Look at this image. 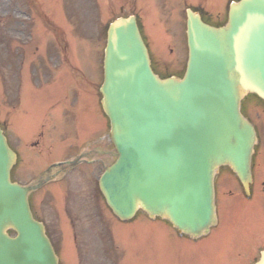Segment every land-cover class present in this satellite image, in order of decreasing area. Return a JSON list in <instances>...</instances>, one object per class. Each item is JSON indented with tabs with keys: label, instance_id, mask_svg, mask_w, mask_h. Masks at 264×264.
<instances>
[{
	"label": "water",
	"instance_id": "obj_1",
	"mask_svg": "<svg viewBox=\"0 0 264 264\" xmlns=\"http://www.w3.org/2000/svg\"><path fill=\"white\" fill-rule=\"evenodd\" d=\"M187 44L184 78L160 80L135 18L109 25L100 93L116 161L100 189L120 219L141 209L198 237L215 222L217 168L228 165L246 190L250 182L255 133L239 101L248 92L264 100V0L232 3L219 29L188 13ZM14 159L0 130V264H57L42 224L29 211L27 195L36 187L9 180ZM257 264H264V253Z\"/></svg>",
	"mask_w": 264,
	"mask_h": 264
},
{
	"label": "rangeland",
	"instance_id": "obj_2",
	"mask_svg": "<svg viewBox=\"0 0 264 264\" xmlns=\"http://www.w3.org/2000/svg\"><path fill=\"white\" fill-rule=\"evenodd\" d=\"M202 1L0 0V127L5 129L10 144L13 143L12 146L14 148L17 146L15 129L20 133L19 146H25V139H33L38 135L41 122L45 128L47 126L49 128V121L52 118H58L59 114L62 113L63 118H67L69 112L64 106H62V111L57 106L44 112V101L48 98L47 94H51L48 98L50 102L48 108L50 109L52 104L57 105L63 99H66L69 94L75 99H77V95L80 96L78 98L80 100L81 95L86 89L85 85L79 82L91 83L95 89L101 85L106 29L108 24L119 16L137 15L139 29L149 51L153 69L161 77L171 75L181 76L187 59L185 10L192 9L197 11L203 19H206L207 23H213L218 26L226 22V11L230 1L236 0ZM55 29L61 31L62 36H55ZM66 44L68 47V58H65L64 55L66 54ZM61 45H65L64 49L61 48ZM68 59H71V64ZM36 70H38V73H34ZM71 74L80 77V81L69 85V83L75 80V78H70L69 75ZM38 77H40L38 83L41 84L42 81L45 87L42 90L48 91L39 94V96L35 92L40 90L37 89L36 84H33V82H37ZM59 82L61 84H56ZM22 83L23 86L28 88L25 92L26 109L22 115L20 113L17 114V112L12 114L11 109L13 107L16 108L17 105L18 85H22ZM65 84L68 86L67 90L62 92L61 99H55L59 97L60 90L66 86ZM71 87L75 90H71ZM20 97L22 100L24 99V96ZM72 101L71 99V103ZM242 110L246 117L253 122L258 133L259 142L255 148V155L261 152L264 154V104L260 100L258 101L256 97L248 96L244 99ZM11 114L12 121L10 122ZM77 115L80 117L82 125L90 127L92 125V118H94L95 124L99 121V128H106V118L100 106L98 111V104L93 112L91 105L85 110L81 100V108L77 111ZM81 124H77V130L83 128ZM36 150L37 154L35 156L38 157L42 152L38 149ZM22 161L19 166H21ZM25 163L30 165L29 161H25ZM257 164L258 162L254 160L253 165L255 168H257ZM15 168L12 172V179L17 182L27 183L34 175L27 173L28 170L21 172L20 167L19 170L18 167ZM258 170L261 171V168ZM262 173L261 176L264 177V171ZM221 175L226 178L227 182L232 181L233 175L228 170H222L218 178ZM232 185L235 188L233 191L237 193V184L233 182ZM224 186L221 181H218L216 185V202L218 206H220V200L225 202V196L220 194ZM60 192L61 197L58 202L56 201V195H54V198H49L47 192L43 191H38L32 195L30 200L34 205V213L45 223L50 238L58 246H60V242L65 238V243H61L60 250V260L62 263L76 264L77 259L73 252V242L70 237L71 234L73 237V233L70 234L71 229L69 230L63 223V198L66 194L68 199L69 191L63 188ZM79 196V201L83 203L85 195L81 186L79 187ZM55 202H57L58 206L55 205ZM222 206L225 209L228 208L226 204H222ZM257 206L259 222L264 223V192L261 190L258 203L256 201L252 205L253 209L249 211L250 213L254 212L255 217L256 212L254 208H257ZM74 208L71 210V215H75L74 220H78L79 223L78 227L74 229L79 232L87 231L84 233L85 237L82 238L87 244H90L91 240L88 257L90 262H93L91 264H97V259L101 260L100 254L102 251H100V246L95 240L98 235L102 236L103 233L95 230L96 223L94 220H90L93 214L91 210L85 209L84 204ZM94 210L99 222L103 224L104 211H102L101 207H96ZM136 216L132 222V225H134L132 229L134 232H137V237L141 240L142 245L135 251L133 249L135 240L129 239L127 264H135V253L140 256V261L138 263L137 260L136 264H157V261L160 264L157 238L159 239L166 234L170 235L172 228H170L169 224L167 225L162 221H152L139 214ZM224 218H227L226 215ZM249 219H251L250 215ZM65 221L67 224L66 219ZM119 225L117 224V226ZM246 227L252 234L253 225L251 221L246 222ZM66 228L65 234L63 231ZM259 231H262V233H260L258 238L262 239L264 237V225L261 226ZM259 231L254 232L253 236L256 237ZM242 239L245 242L244 248L248 250L249 247L252 248L254 242L249 247L248 242L254 240H248L246 237ZM260 242L258 251L264 249L263 241ZM177 244L174 243L171 246L172 252L174 248L175 252L178 251V247H175ZM183 252L185 256H189L191 250ZM232 254L227 256L222 252L220 256L222 259H226V264H251L257 255V251L249 254L247 262L242 260L247 258V255L242 253V259H239L238 256L232 257ZM203 256L204 253L200 257L195 255L196 262L203 260ZM118 257H121V254L118 256V253H116V260H118ZM189 259L192 261L191 258ZM171 260L174 264H179L180 258L176 255ZM164 262H167V260ZM210 263L211 257L209 258Z\"/></svg>",
	"mask_w": 264,
	"mask_h": 264
},
{
	"label": "flooded vegetation",
	"instance_id": "obj_3",
	"mask_svg": "<svg viewBox=\"0 0 264 264\" xmlns=\"http://www.w3.org/2000/svg\"><path fill=\"white\" fill-rule=\"evenodd\" d=\"M101 134H99V128L97 125H94L90 128H86L81 131V134L79 136V140L76 143L72 144H64L59 147H56L54 149H51L48 154L44 157V160H36L34 162V154L32 151L28 152V156L32 157V161L35 165V171L38 170L39 172L45 170L49 165L52 163L62 162L67 160V158L74 157L79 154L84 153L83 159L80 161L81 163L76 166L75 168L71 169L70 171L60 174V181L66 182L68 186L72 187L73 193L77 196H79V186L83 185L84 190L88 194V201L92 206H97L99 202V196L97 193L96 186L94 185V178L99 175L100 168L102 169L104 165L107 163V161L103 160V150L101 149V143L100 140ZM39 142H32L30 143V148L35 149L39 146ZM111 147L110 145L106 146V149L109 150ZM17 153V152H16ZM21 155V154H20ZM19 153H17L18 160H19ZM24 155V153H23ZM96 177V179H97ZM257 179L254 180L253 186L250 189V195L248 196V199L244 198V201L247 203H254L257 200V192H256V183ZM50 185V184H49ZM262 185H264V182H262ZM238 202L240 200L236 199ZM78 201L76 202V205ZM240 215V212L235 215L237 217ZM218 224L223 223L224 221L221 219V207L218 208ZM227 219L223 223L224 230L220 232L230 234L231 237L235 238V241H232L230 244V249L233 250L234 247L237 245V242L240 243L241 239H238L239 237H242V234L245 232L249 234L247 238L254 239L255 236H253V233L257 231V225L254 221H252L253 225V232L250 233V230L245 226V231L243 226H240L239 222H236L232 217V212L229 210L227 214ZM220 227V226H219ZM216 229L212 231V233L205 239L201 241H192L188 238L179 237L181 242V252L184 254L183 251L185 250H191V253L194 251V246L192 245H198L203 244L205 246V252L208 253L210 256L211 251L214 248V244L216 242H219L220 234L214 233ZM107 237L109 238V231H107ZM208 239H213V242L211 240L208 241ZM192 241V242H191ZM192 244L191 246H186L188 244ZM254 246V244H253ZM222 247L220 246V249L216 251V248L214 250V253L217 254L221 251Z\"/></svg>",
	"mask_w": 264,
	"mask_h": 264
}]
</instances>
